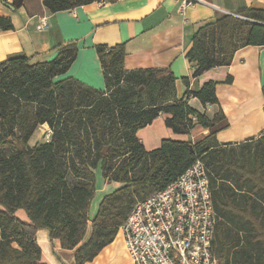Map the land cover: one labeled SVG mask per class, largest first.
<instances>
[{
	"label": "trees",
	"instance_id": "obj_1",
	"mask_svg": "<svg viewBox=\"0 0 264 264\" xmlns=\"http://www.w3.org/2000/svg\"><path fill=\"white\" fill-rule=\"evenodd\" d=\"M94 1L117 0L43 4L56 13ZM23 2L11 4L18 9ZM238 15L218 14L194 33L186 54L193 77L230 65L241 47L264 46V10L245 7ZM12 28L11 19L0 16V30ZM96 52L105 91L73 77L57 79L76 59L77 41L59 45L48 61L18 53L0 62V264H49L36 240L39 230L75 250V264L91 262L115 240L136 203L174 182L197 159L204 161L212 188L216 264H264V133L220 143L217 134L229 126L221 108L209 117L178 99L176 78L165 69L127 72L124 43L97 45ZM183 81L189 86L188 77ZM217 84L209 81L193 95L204 106L218 105ZM161 114L176 134L189 135L196 125L209 133L196 142L163 139L148 151L137 132ZM44 124L50 139L43 135L31 145ZM4 146L13 152L6 154ZM99 166L104 179L121 187L106 194L90 217L93 170ZM20 209L30 223L16 216Z\"/></svg>",
	"mask_w": 264,
	"mask_h": 264
},
{
	"label": "crops",
	"instance_id": "obj_2",
	"mask_svg": "<svg viewBox=\"0 0 264 264\" xmlns=\"http://www.w3.org/2000/svg\"><path fill=\"white\" fill-rule=\"evenodd\" d=\"M44 0H24L14 9L12 0H0V16L9 17L13 28L0 30V62L10 55L23 53L32 62L53 59L57 47L67 41H77L78 54L66 74L57 79L73 77L86 86L105 91V80L96 52L97 45L113 47L124 43L127 72L144 69H165L176 78L178 99L187 100L197 111L212 117L221 108L229 126L217 134L220 143H239L249 137L264 133V46L248 45L239 48L228 66H219L193 77L194 64L186 58L192 46V37L199 28L214 22L218 14H230L242 18V8L264 10V0H204L188 5L181 11L178 0H117L94 1L74 9L50 12ZM46 17L47 30H38L37 24ZM228 76L231 83H226ZM189 78L186 86L183 78ZM217 82L218 105L204 106L193 95L209 82ZM168 115L161 114L137 132L146 150L160 146L163 139L200 140L209 130L196 125L189 135L176 134L165 124ZM96 186L90 205V217L96 214L94 206L97 192H106L110 186L104 177ZM119 183L113 182V187ZM103 197H99V202ZM98 204V205H97ZM16 216L30 223L23 209ZM89 233V231H88ZM42 251V260L49 264H75V250L61 247L58 239L50 240L46 230L36 233ZM115 241L102 249L91 262L96 264L107 254ZM124 242V241H123ZM124 249L125 243H124ZM127 252V250H126ZM128 253V252H127ZM128 255V254H127ZM100 256V257H99ZM129 264H133L128 255Z\"/></svg>",
	"mask_w": 264,
	"mask_h": 264
},
{
	"label": "built area",
	"instance_id": "obj_3",
	"mask_svg": "<svg viewBox=\"0 0 264 264\" xmlns=\"http://www.w3.org/2000/svg\"><path fill=\"white\" fill-rule=\"evenodd\" d=\"M204 0H178L179 9ZM46 17L37 24L47 30ZM44 136L51 137L44 124ZM217 217L207 167L197 159L174 182L135 204L120 230L133 264H216Z\"/></svg>",
	"mask_w": 264,
	"mask_h": 264
},
{
	"label": "rangeland",
	"instance_id": "obj_4",
	"mask_svg": "<svg viewBox=\"0 0 264 264\" xmlns=\"http://www.w3.org/2000/svg\"><path fill=\"white\" fill-rule=\"evenodd\" d=\"M140 88H142V87H140ZM43 135H44V128L37 130L35 135L32 137L30 144L32 145L35 141L42 140ZM192 141L196 142L198 140L196 138ZM13 149H14L13 147L4 146L1 150L6 152V154H11L13 152ZM107 151H108V148L106 149V153H107ZM93 171L96 175V186H101V184H102L101 179L103 176H102L100 166ZM112 185H113V182H110V186L107 187V189H106L107 191L105 193L104 192H97L96 193V198L94 200V206L96 205V202L99 204V200H100L99 197L100 196L104 197L106 194H109V193L113 192L115 189L121 187L120 183L118 186H115V187H113ZM114 241L115 242L112 245L111 249L108 251V253L103 254L105 256H103L101 259H99L96 264H129L128 255H127L128 253L124 249V242H123L124 237H123L121 230H119Z\"/></svg>",
	"mask_w": 264,
	"mask_h": 264
},
{
	"label": "water",
	"instance_id": "obj_5",
	"mask_svg": "<svg viewBox=\"0 0 264 264\" xmlns=\"http://www.w3.org/2000/svg\"><path fill=\"white\" fill-rule=\"evenodd\" d=\"M190 147L192 148V145H190ZM103 154H106V149H104Z\"/></svg>",
	"mask_w": 264,
	"mask_h": 264
}]
</instances>
